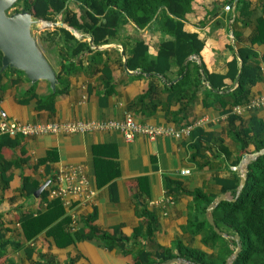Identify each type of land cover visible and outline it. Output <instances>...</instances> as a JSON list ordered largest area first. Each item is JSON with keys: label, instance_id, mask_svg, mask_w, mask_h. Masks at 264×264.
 I'll list each match as a JSON object with an SVG mask.
<instances>
[{"label": "crops", "instance_id": "crops-1", "mask_svg": "<svg viewBox=\"0 0 264 264\" xmlns=\"http://www.w3.org/2000/svg\"><path fill=\"white\" fill-rule=\"evenodd\" d=\"M227 4H230L228 0H194L192 11L186 14L184 28L198 33L204 41L201 56H192L191 59L198 63L203 61L210 72L227 74L230 71L229 62L235 57L239 59L238 50L241 47H249L258 53L260 79L251 87L249 99L240 104L239 111L231 103L226 106L220 102L205 104L204 90L209 86L206 82L196 91V99L191 102L185 117L182 109L187 101H170L167 92L169 85L183 77L178 68L173 67L166 75L129 69L126 60L131 42L127 38L99 46V49L107 50L101 64H92L88 55H84L85 69L66 78L68 87L56 97L53 111L38 108L39 98L54 92L47 80L34 83L24 73L9 71L2 81L5 89L0 97V120L1 113L6 112L10 124L122 120L126 112H132L142 123L171 124L177 128L191 124L193 128L201 127L206 133L213 134L212 141L206 144L204 157L196 159L191 148L193 140L185 135L154 140L146 136L128 140L117 130L24 135L22 145L14 151L6 149L5 154L10 157L25 150L24 156H28L29 161L21 168L13 169L14 178L9 187L3 190L0 185L4 230L7 238L22 246L10 244L7 249L8 257L14 264H132L131 255L124 256L116 249L108 250L96 240H78L59 247L47 231L27 240L21 224L22 216L45 209L47 202L42 201L41 194L36 196L22 192L23 178H30L39 187L50 181L46 188L52 185L55 189L51 179H55L61 171L72 169L75 170V184L84 189L80 193L66 195L70 204L64 205L67 214L77 218L76 230L83 226V217L96 210L95 224L101 230L113 232L114 227L119 226L125 235H132L143 220L136 212L138 200L135 197L138 194L159 218V230L153 239L146 240L148 248L153 249L155 245L170 247L176 239H182L209 255L217 254L218 247L205 245L202 234L194 235L193 230L188 228L189 217L195 214L191 193L204 189L216 198L225 194L227 200H232V192H222V185L216 181L232 175L233 162L239 155V148L228 133L229 112L238 116L235 121L237 127L246 125L253 115L264 120V105L248 106L251 99L264 94V43L252 41L258 20L264 19V0H234L230 11L225 9ZM58 17L57 22H53L58 25H54L52 30L62 26L81 40L91 43L92 36L78 32L64 23L61 16ZM127 35L144 39L152 56H156L162 41L173 39L158 30L156 23L139 29L131 22L127 25ZM126 42L127 47L124 45ZM38 44L40 46L41 41ZM41 47L58 74L61 70L58 54L47 53L46 43ZM108 73L112 77L111 84ZM224 82L222 93L231 92L237 86V81L231 77H226ZM150 85L154 88L152 95L143 104L134 107L135 100L149 90ZM199 120H204L201 125H197ZM250 148L253 149V146ZM97 158L103 165L113 163V169H119V174L106 184L98 185ZM182 170H190V173L182 174ZM171 182L172 190L169 188ZM51 191L49 198L53 199ZM205 217L206 214H199L200 220ZM72 259L74 263H71Z\"/></svg>", "mask_w": 264, "mask_h": 264}, {"label": "trees", "instance_id": "trees-1", "mask_svg": "<svg viewBox=\"0 0 264 264\" xmlns=\"http://www.w3.org/2000/svg\"><path fill=\"white\" fill-rule=\"evenodd\" d=\"M194 0H17L15 7L27 9L36 18L49 22H57L61 16L62 21L78 32L93 37V43L81 40L70 30L62 26H56L52 31H46L40 38L48 46L47 51L58 54V62L61 70L58 72L59 86L55 92L39 98L38 108L55 109V99L66 91L68 84L66 78L85 69L84 55H88L92 64H101L107 50L99 49V46L112 41H123L127 38L131 42L129 56L126 60L131 70H140L142 73L166 75L173 67L183 77L169 85L167 88L170 101L184 103L182 113L186 117L191 102L196 99V91L202 84L208 83L204 90V103L213 104L220 102L223 106L231 103L240 105L249 99L251 87L260 79L261 67L258 53L249 47H241L238 57L229 62L230 71L227 74L210 72L203 61L200 63L192 56H201L205 47L204 41L198 33L185 30L184 20L186 14L192 11ZM234 0H228L232 4ZM80 6L81 13L73 10L70 3ZM17 9V10H21ZM133 22L137 28L144 29L156 23L157 29L173 37L172 40L162 41L159 44L158 53L152 56L149 53V44L137 36L127 35V25ZM253 42L264 43V19L257 22ZM129 42V45H130ZM127 47V42L124 43ZM43 46V45H42ZM40 48L43 50V47ZM2 52L0 51V97L5 86L2 81L9 71L23 73L14 68L1 71ZM229 75V76H227ZM107 77L112 83L111 74ZM231 77L237 81L234 90L228 93L220 92L225 87L224 80ZM154 91L152 85L149 90L141 94L134 102V107L143 104ZM192 92V94H191ZM211 99H214L212 102ZM228 133L233 136L239 150V155L233 162V166L241 163L244 156L254 154L264 149V120L253 115L248 122L240 127L235 125L238 118L236 114L229 112ZM1 122V120H0ZM186 126H191L188 124ZM0 136V185L3 190L9 187L14 178V168H21L29 157H25V150L20 154L6 156V149H15L22 145V134L11 136L1 132ZM213 134H208L201 127H192L190 137L193 142L191 148L193 156L204 157L206 144L212 141ZM253 146V149L250 148ZM228 154V151L224 149ZM14 151V150H13ZM15 155V156H14ZM113 164V163H112ZM112 164L103 165L96 159L98 185L106 184L112 177L119 174V169ZM247 184L237 195L241 176L234 171L231 176L218 178L216 181L222 185V192L231 191L232 200H222L213 210L218 227L231 235H240L242 250L231 264H264V154L252 159L248 164ZM56 177V175H55ZM52 183L55 179H51ZM50 185L44 189L40 197L47 202V206L38 212H29L22 216L21 224L27 240L36 238L43 231H47L55 238L59 247H64L78 240H96L108 250H118L124 256H132V264H154L165 262L175 257H181L190 264H226L227 259L239 246L233 238L227 239L218 234L214 227L207 221L199 219V214H206L207 207L216 198V195L208 194L204 189H197L191 194L194 196L192 210L195 214L189 217L188 228L194 235L202 234L203 243L212 248L218 247L217 254L209 255L206 251L186 244L182 239H176L172 246L163 247L155 245L148 248L147 239H153L159 230V218L157 214L148 208L140 195L137 214L143 220L135 228L132 235H125L121 227H114V231L101 230L96 224L97 211L83 217V226L76 230L73 228V218L67 214V210L61 198H49ZM39 188L37 182L30 178H23L22 192L28 195L35 194ZM172 190V182L169 185ZM1 205V200H0ZM0 211V264H14L8 257L7 249L10 244L22 247L7 238ZM74 231V232H73ZM230 242V243H229ZM32 254V251H28ZM74 263V259L71 260ZM175 264H187L186 262Z\"/></svg>", "mask_w": 264, "mask_h": 264}, {"label": "water", "instance_id": "water-1", "mask_svg": "<svg viewBox=\"0 0 264 264\" xmlns=\"http://www.w3.org/2000/svg\"><path fill=\"white\" fill-rule=\"evenodd\" d=\"M16 2L17 0H0V51L2 52L1 71H4L7 68H14L26 74V76L34 83L39 80H47L50 83L52 90L55 92L59 84L57 72L47 59L43 50L40 48L38 40L32 31L35 28H43L44 26L51 24L58 25V23H50L43 19L36 18L25 8L15 10L12 13L9 12L13 7H15ZM72 31L75 33L74 29ZM91 43H93V37H91ZM260 154H264V149L255 152L254 158ZM251 160L252 159H250L244 166V174L241 176V182L238 188L239 193L247 184L248 164ZM49 183L50 181L39 187L36 190L35 195L39 196ZM225 199V194H221L213 200V202L206 209V218L218 234L227 238H233L239 242V246L236 251L227 259L226 264H231L242 250V245L240 244L241 237L238 234L231 235L222 231L216 223L213 212L216 206ZM181 262L190 264V262L181 257H175L168 261L156 262L154 264H175Z\"/></svg>", "mask_w": 264, "mask_h": 264}, {"label": "built area", "instance_id": "built-area-1", "mask_svg": "<svg viewBox=\"0 0 264 264\" xmlns=\"http://www.w3.org/2000/svg\"><path fill=\"white\" fill-rule=\"evenodd\" d=\"M225 9L230 11L232 4H227ZM48 22V21H47ZM248 105V104H247ZM264 105V94L251 99L249 107ZM240 105L235 107L236 111L240 110ZM2 120L0 122V130L3 133H8L11 136L22 134L39 135V134H54V133H83L95 130H117L123 134L128 140H132L137 136H146L152 140L159 137H176L179 138L183 135L190 136L192 125L177 128L171 124H148L139 122L132 112H126L124 119H110L104 121L94 120H78V121H48L40 123H15L10 124L6 112H2ZM204 120H199L197 125H201ZM254 159V154H248L244 156L241 164L233 166L232 170L238 171L240 176L244 174V166L250 160ZM190 170H182V174H189ZM75 170L61 171L56 174L54 185L55 189L51 191L53 197H59L62 199L64 205H69L66 195L69 193H80L84 189L80 184H75ZM77 218L73 216V228L75 229Z\"/></svg>", "mask_w": 264, "mask_h": 264}, {"label": "rangeland", "instance_id": "rangeland-1", "mask_svg": "<svg viewBox=\"0 0 264 264\" xmlns=\"http://www.w3.org/2000/svg\"><path fill=\"white\" fill-rule=\"evenodd\" d=\"M70 6H71V8H74L75 10H78V13L80 14L81 13V10H80V6L79 5H77L76 3H74V2H71L70 3ZM17 9H21V7L19 6V7H13L9 12H14L15 10H17ZM59 18V17H58ZM49 22V21H48ZM60 22V21H59ZM46 23V22H45ZM45 23H44V25H45ZM50 23H52V22H50ZM54 27V25L53 24H51V25H46V26H44L43 28H35L32 32H33V34L36 36V38L38 39V41H40V38H41V36L43 35V34H45V32L48 30V31H52V28ZM79 34V33H78ZM41 45H43L44 46V44H45V42L44 41H41ZM47 53H49L48 51H47ZM233 199V198H232ZM225 232V231H224ZM230 243V242H229Z\"/></svg>", "mask_w": 264, "mask_h": 264}]
</instances>
